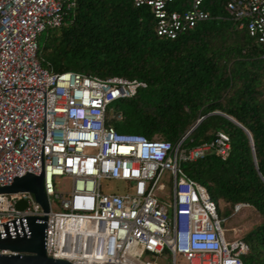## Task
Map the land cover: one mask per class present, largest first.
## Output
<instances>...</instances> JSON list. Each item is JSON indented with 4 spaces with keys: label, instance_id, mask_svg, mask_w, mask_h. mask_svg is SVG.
I'll return each mask as SVG.
<instances>
[{
    "label": "built area",
    "instance_id": "built-area-1",
    "mask_svg": "<svg viewBox=\"0 0 264 264\" xmlns=\"http://www.w3.org/2000/svg\"><path fill=\"white\" fill-rule=\"evenodd\" d=\"M202 4L189 0L177 10L175 0H134L149 8L155 34L169 39L212 19ZM75 7L76 0H0V187L42 173L48 201L44 212L28 191L0 193V237L21 235V225L28 234L25 219L37 216L46 255L70 264H242L247 244L225 238L215 203L182 168L208 152L226 157L227 134L187 148L185 136L170 142L118 132L106 124L110 104L144 81L41 66L39 35L64 24ZM223 9L264 44V0H226ZM57 178L70 179V189L58 191ZM102 180L125 186L105 194Z\"/></svg>",
    "mask_w": 264,
    "mask_h": 264
},
{
    "label": "trees",
    "instance_id": "trees-1",
    "mask_svg": "<svg viewBox=\"0 0 264 264\" xmlns=\"http://www.w3.org/2000/svg\"><path fill=\"white\" fill-rule=\"evenodd\" d=\"M225 1L203 0L212 19L169 39L155 34L149 8L134 0H76L64 24L39 35L37 58L52 73L144 81L110 104L106 124L118 132L176 142L203 117L185 147L227 134L226 157L208 152L182 168L204 186L222 224L238 212L235 204L252 210L258 221L241 237L242 264H264V44L237 27ZM175 5L184 10L189 0Z\"/></svg>",
    "mask_w": 264,
    "mask_h": 264
},
{
    "label": "water",
    "instance_id": "water-1",
    "mask_svg": "<svg viewBox=\"0 0 264 264\" xmlns=\"http://www.w3.org/2000/svg\"><path fill=\"white\" fill-rule=\"evenodd\" d=\"M202 118L187 132L185 137L198 125ZM238 125L241 126L240 124ZM244 130L248 134L249 142L252 146L250 134L246 129ZM22 191L32 193L35 201L40 204L42 210L44 212L48 211V201L43 190L42 173L40 175L26 173L21 177H16L11 185L0 187V193H16ZM24 207V201H18L16 203L17 209H23ZM40 218L42 220L45 219L44 216ZM38 219L39 217L37 216L26 217L25 222L28 234H26V231L21 225V235L16 234L15 237H11L9 234H6L5 237H0V250L14 252L11 254H0V264H70L66 260L53 259L46 255L44 249L45 223L37 221ZM6 229L7 227L5 226Z\"/></svg>",
    "mask_w": 264,
    "mask_h": 264
},
{
    "label": "rangeland",
    "instance_id": "rangeland-1",
    "mask_svg": "<svg viewBox=\"0 0 264 264\" xmlns=\"http://www.w3.org/2000/svg\"><path fill=\"white\" fill-rule=\"evenodd\" d=\"M109 112L111 113V111ZM70 186L71 182L68 178H57L55 182V187L58 191H68ZM124 186L125 183L121 180H102L100 188L101 192L106 194L116 191L117 189L122 191ZM51 202L53 209L58 210L59 208L52 197ZM257 221L254 213L249 207L241 208L237 213L233 214L231 220L227 221V223H223L225 238L230 241L241 238L243 234L251 228V225ZM179 264H186V262L180 259Z\"/></svg>",
    "mask_w": 264,
    "mask_h": 264
}]
</instances>
